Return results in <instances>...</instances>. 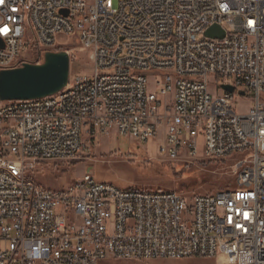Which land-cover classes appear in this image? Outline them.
Returning <instances> with one entry per match:
<instances>
[{
    "label": "built area",
    "instance_id": "1",
    "mask_svg": "<svg viewBox=\"0 0 264 264\" xmlns=\"http://www.w3.org/2000/svg\"><path fill=\"white\" fill-rule=\"evenodd\" d=\"M212 26L222 39L205 37ZM75 33L91 75L52 96L0 102V264L220 255L264 264V0H3L0 71L41 64ZM210 77L222 81L213 92ZM237 90L254 99L246 113L232 106ZM160 126L157 151L171 162L239 157L238 205L229 190L116 193L88 174L47 190L28 176L79 160L83 137L116 133L141 146Z\"/></svg>",
    "mask_w": 264,
    "mask_h": 264
},
{
    "label": "rangeland",
    "instance_id": "2",
    "mask_svg": "<svg viewBox=\"0 0 264 264\" xmlns=\"http://www.w3.org/2000/svg\"><path fill=\"white\" fill-rule=\"evenodd\" d=\"M31 39H28V41ZM32 48V47H31ZM57 52H67L70 57L69 80L77 76H89L93 61L90 51L80 45L78 34L58 39ZM35 57L33 51H29ZM152 92L153 79H149ZM222 81L210 77L209 89L218 90ZM253 97H242L234 93L233 108L237 113H246L253 104ZM162 101L171 102L167 96ZM164 126H160L156 138L139 146L130 138L111 133L90 140L83 137L85 154L73 162L40 163L28 176L41 188L61 190L90 175L98 182L111 183L122 190H145L174 192L191 198L212 195L229 190L242 199V189L236 187L235 163L239 157L213 160L200 154L188 161L171 162L158 154L164 140ZM100 264H228L226 256L215 259L189 258L183 260H117L108 259Z\"/></svg>",
    "mask_w": 264,
    "mask_h": 264
},
{
    "label": "water",
    "instance_id": "3",
    "mask_svg": "<svg viewBox=\"0 0 264 264\" xmlns=\"http://www.w3.org/2000/svg\"><path fill=\"white\" fill-rule=\"evenodd\" d=\"M204 35L211 39H222L224 32L218 26H212ZM0 47H3L1 42ZM69 74L70 57L67 52H47L41 64L27 63L20 68L0 71V102L52 96L66 87ZM221 88L230 94L234 92L231 86L223 85Z\"/></svg>",
    "mask_w": 264,
    "mask_h": 264
},
{
    "label": "bare ground",
    "instance_id": "4",
    "mask_svg": "<svg viewBox=\"0 0 264 264\" xmlns=\"http://www.w3.org/2000/svg\"><path fill=\"white\" fill-rule=\"evenodd\" d=\"M112 189H114L116 191V193H140V190H134V191L122 190L121 188H119L113 184H112ZM144 193H153V191H145L144 190ZM240 200H242V199H239V197L235 193L227 191V194H226L227 204L238 205V202H240Z\"/></svg>",
    "mask_w": 264,
    "mask_h": 264
},
{
    "label": "snow or ice",
    "instance_id": "5",
    "mask_svg": "<svg viewBox=\"0 0 264 264\" xmlns=\"http://www.w3.org/2000/svg\"><path fill=\"white\" fill-rule=\"evenodd\" d=\"M0 3H3V0H0ZM4 31H7V29H4Z\"/></svg>",
    "mask_w": 264,
    "mask_h": 264
}]
</instances>
